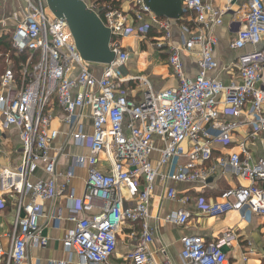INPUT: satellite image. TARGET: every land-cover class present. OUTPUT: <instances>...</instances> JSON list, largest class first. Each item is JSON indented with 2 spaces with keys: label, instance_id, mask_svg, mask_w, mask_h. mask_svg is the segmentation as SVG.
Returning <instances> with one entry per match:
<instances>
[{
  "label": "built area",
  "instance_id": "2783aa9c",
  "mask_svg": "<svg viewBox=\"0 0 264 264\" xmlns=\"http://www.w3.org/2000/svg\"><path fill=\"white\" fill-rule=\"evenodd\" d=\"M181 1L187 15L180 17L181 42L175 44L170 33L172 20L158 18L143 0H135L134 18L140 21L148 15L161 30L160 38L152 43L158 48L167 47L168 62L178 81L175 87L158 92L143 76H121L118 68L129 57L120 46V39L127 33V15L121 10L111 8L102 15L89 5L112 32L110 48L115 60L104 65L100 76L82 60L67 22L51 13L45 0L28 1L21 20L14 19L12 47L17 52L28 50L30 55L21 64L18 77L10 61L0 74V125L4 130L18 128L22 151L17 167L0 169V210L5 204L3 195L16 200L8 247H0L1 264H24L28 245L47 244L39 225L41 201L64 193L75 203L68 216L74 226L62 244L66 251L76 254L78 264L106 263L115 252L123 222H139L141 227V237L127 254L130 263L153 264L148 250L153 241L149 209L158 180L166 183V199L186 204L189 197L178 195L168 182L205 183L217 169L230 170L248 184L222 190L217 200L205 204L204 212L219 216L245 209L264 216V159L251 160L241 142L239 151L217 157L209 164L213 143L233 140L236 119L246 117L252 128L264 132V45L259 46L264 37V0L246 2L243 27L232 43L239 50L236 67L240 79L229 83L209 76L217 68V39L211 29L222 23V10L204 0ZM6 22L0 19L2 26ZM249 46L252 49L246 50ZM183 53L197 58L194 77L185 74ZM126 81L145 87L140 100L128 97L122 89ZM55 106L64 113L74 145L88 150L86 155L73 156L65 172L56 170L63 148L50 154L59 133L51 125ZM85 108L92 123L90 136L83 131L80 120ZM225 116L234 119L225 120ZM102 153L109 164L106 172L98 168ZM74 168L86 171L85 193L78 199L69 187ZM38 169L50 178L32 180ZM57 176L64 178L62 183L56 182ZM95 207V213L77 216ZM188 218L189 213L179 209L164 221L184 226ZM234 238L233 231L212 242L197 235H183L180 256L189 264H229L222 247Z\"/></svg>",
  "mask_w": 264,
  "mask_h": 264
},
{
  "label": "crops",
  "instance_id": "0c3cea01",
  "mask_svg": "<svg viewBox=\"0 0 264 264\" xmlns=\"http://www.w3.org/2000/svg\"><path fill=\"white\" fill-rule=\"evenodd\" d=\"M28 1L34 0H0V17L6 19L7 22H13L15 18L21 20ZM84 1L97 9V0ZM115 1L118 2V9L127 15V33L124 35L127 37L120 39V46L129 53V57L124 65L118 68L121 76H143L148 80L154 92L175 87L178 81L168 62L167 47L158 48L152 43L154 39L156 41L160 38L161 30L156 23L154 24L150 20L148 15H144V19L140 21L134 18L135 0ZM204 1L223 12L222 23L211 29V33L217 39L214 48L217 68L211 71L209 76L217 78L223 83L239 81V73L236 67L239 50L233 48L232 43L243 27L247 0H236L231 4L228 3V0ZM182 22V18L171 21V40L175 44L181 42L180 24ZM15 23L13 22V25ZM263 45L264 37L259 46ZM248 49H252V47L249 46L246 50ZM182 55L185 61V74L188 77H194L197 74V58L194 54L183 53ZM103 68L104 65L90 63V69L97 76L102 74ZM262 79H264V71ZM122 89L128 97L140 100L145 87L137 82L126 81L122 84ZM52 115L51 125L59 133L51 144L50 154H54L57 148H63V154L58 156L56 170L57 172H65L71 165L73 156L86 155L88 150L86 147L74 145L69 135V127L64 123V113L60 108L55 106ZM224 118L225 120L234 119L228 116ZM80 120L83 124V131L87 136H90L92 123L87 108L83 109ZM236 120L238 125L233 140L227 144L213 143V159L209 164L214 163L217 157H226L232 152L239 151L238 144L241 142L246 145L251 160L264 159V132L252 128L246 117H240ZM154 141L156 145H160L158 138ZM156 156L157 154L154 152L152 157L155 158ZM21 157L18 128L10 126L4 130L0 125V169L17 167ZM98 168L104 172L109 170L105 153L100 155ZM49 178L50 175L45 173L43 169H38L31 177L32 180H47ZM63 179L62 176H57L56 182L60 184ZM85 179L86 171L84 168L73 169V177L69 187L74 190V198L78 199L85 193ZM246 184H248L246 180L233 174L230 170L221 169H217L216 173L209 177L205 183L168 182V185L175 187L178 195L189 197L188 203L181 204L178 201L165 198L166 183L158 180L149 209V226L153 234V241L148 245V250L153 264H189L180 256L182 249L180 240L183 235H197L206 242H212L227 231H233L235 234L231 243L222 247V250L227 254L229 264H264V216L250 213L245 209L240 212L229 211L219 216H210L203 210L205 204L218 199L222 190ZM262 187L264 188V182ZM2 198L5 204L0 210V247L6 250L9 242L8 234L15 215L16 200L8 195H3ZM74 203L68 197V193L58 195L52 200L41 201L43 213L39 225L42 235L47 238V244L44 246L28 245L24 264H51L53 262L78 264L76 254L72 251H66L62 244L65 234L74 226V223L68 219ZM179 209H184L189 213V218L184 226L164 221L168 214ZM97 210L98 208L95 207L91 211H80L77 216L79 218L86 217ZM140 237L139 222H123L117 232L115 252L104 264H131L127 254L135 248ZM1 261L2 257H0V264Z\"/></svg>",
  "mask_w": 264,
  "mask_h": 264
},
{
  "label": "water",
  "instance_id": "95a60500",
  "mask_svg": "<svg viewBox=\"0 0 264 264\" xmlns=\"http://www.w3.org/2000/svg\"><path fill=\"white\" fill-rule=\"evenodd\" d=\"M49 11L67 22L83 61L110 65L115 53L110 48L112 32L84 0H45ZM158 17L178 20L184 9L181 0H143Z\"/></svg>",
  "mask_w": 264,
  "mask_h": 264
},
{
  "label": "trees",
  "instance_id": "16d2710c",
  "mask_svg": "<svg viewBox=\"0 0 264 264\" xmlns=\"http://www.w3.org/2000/svg\"><path fill=\"white\" fill-rule=\"evenodd\" d=\"M96 5L98 12L102 15L111 8L118 9V2L115 0H97ZM184 15L186 16L187 13ZM12 30H0V74L9 67L8 61H10V67L15 77H18L21 64L26 61L30 55V51L24 50L23 52H17L12 47ZM36 58L37 53L34 54L33 59L36 60Z\"/></svg>",
  "mask_w": 264,
  "mask_h": 264
},
{
  "label": "rangeland",
  "instance_id": "374dc122",
  "mask_svg": "<svg viewBox=\"0 0 264 264\" xmlns=\"http://www.w3.org/2000/svg\"><path fill=\"white\" fill-rule=\"evenodd\" d=\"M0 18H2V17H0ZM13 22H15V21L13 20ZM13 22H9V21L6 22L7 23L6 26H2V24L0 23V30L4 29V31H11L14 28ZM126 37L127 36H123L121 38V40L124 39V38H126ZM123 43H124V41H123ZM141 60H143V59L141 58Z\"/></svg>",
  "mask_w": 264,
  "mask_h": 264
}]
</instances>
